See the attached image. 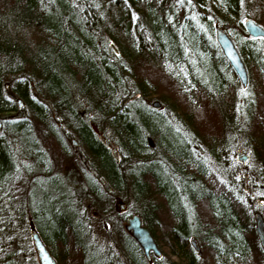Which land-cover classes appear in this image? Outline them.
I'll list each match as a JSON object with an SVG mask.
<instances>
[{"label": "trees", "instance_id": "16d2710c", "mask_svg": "<svg viewBox=\"0 0 264 264\" xmlns=\"http://www.w3.org/2000/svg\"><path fill=\"white\" fill-rule=\"evenodd\" d=\"M246 18L264 27V0H0V264H38L32 228L57 264H205L209 254L211 264H264L253 220L264 218V39L247 35ZM216 25L245 65V88ZM143 66L178 100L153 108ZM72 139L79 172L60 169ZM235 147L250 153L243 169L225 157ZM118 198L129 203L111 226L116 251L96 242L87 205L112 218ZM132 215L175 259H146L125 230Z\"/></svg>", "mask_w": 264, "mask_h": 264}, {"label": "water", "instance_id": "95a60500", "mask_svg": "<svg viewBox=\"0 0 264 264\" xmlns=\"http://www.w3.org/2000/svg\"><path fill=\"white\" fill-rule=\"evenodd\" d=\"M243 28L247 35L251 38H262L264 39V28L260 26L258 23L253 21L250 18H246L242 22ZM215 33V41L219 46V49L228 62L229 66L233 70L234 74L238 78L240 84L243 88L247 85V72L245 65L233 43L231 38L227 35L223 28L216 25L214 27ZM111 47L114 49L115 53L117 52L113 45ZM18 104V111L22 108V102L20 99L17 100ZM149 104L158 109L160 107V103L157 101L149 102ZM92 131L96 134L98 139L104 144L105 147L110 148L112 151V155L117 160L118 159V152L117 147L110 143L109 141L105 140L103 135L98 131L95 125L92 123L90 124ZM73 147H75L76 142L72 140ZM238 151L237 154H239ZM247 159V156H243V158H239V161H244ZM246 183V181H245ZM253 220H254V230L256 237L259 241L260 247L264 252V221L259 212L253 213ZM125 230L130 233L131 237L134 241L139 245L142 249L144 256L147 260H150V254H154L155 256H160L161 252L152 236L151 232L142 224L141 219L138 215H132L125 224ZM32 246L36 255V259L38 264H57L56 260L51 256L48 249L42 242L38 232L35 228L31 229L30 232ZM190 246L197 251L198 255L200 254V249L198 244L196 243L195 239L192 237L189 239Z\"/></svg>", "mask_w": 264, "mask_h": 264}, {"label": "rangeland", "instance_id": "374dc122", "mask_svg": "<svg viewBox=\"0 0 264 264\" xmlns=\"http://www.w3.org/2000/svg\"><path fill=\"white\" fill-rule=\"evenodd\" d=\"M260 25V24H259ZM261 26V25H260ZM263 27V26H262ZM264 28V27H263ZM115 48V47H114ZM145 70L143 71H146L145 74L147 76H150L151 78L154 77L152 80L155 82V87H156V92L157 94H154V95H151L149 97V100L148 102H154V101H157L158 103H162L163 101V98L165 97L166 99H176L178 100V97L176 94H173L174 91L172 90V88L168 85V84H165L162 76H160V71L157 70V69H149L147 68L146 66H143ZM138 73L142 74V72H139ZM144 74V73H143ZM184 106V103L183 105ZM24 107V104H22V108L20 111H22ZM188 109V108H187ZM194 112V111H193ZM195 116V114H193ZM204 116V115H202ZM201 117V116H200ZM205 117V116H204ZM193 119H196L193 118ZM206 119V118H205ZM41 140L43 141L42 144L43 146L49 151V153L51 154V156L54 158H64L59 149L57 148L56 144L54 141H52V139L50 138L49 140H44L41 138ZM68 142V145L69 147L72 149L73 153H72V156H71V160L69 159L68 162V166H65V164L63 166H65L64 168H60L61 170L63 171H69V170H74V171H78V164L81 162V163H85L81 160V158L83 157V149H81V147H79L78 145H75V147H73V144H72V141L70 142L69 140L67 141ZM238 144H239V141H238ZM237 150V153L238 151H240L239 154L236 153V155L234 154V151ZM242 149H240L239 147H235V150L234 151H225V157L226 158H229V160L227 159V161L229 162L230 161V158H232L233 160H235V162L237 163H240V166L241 168L243 169L242 166H244L243 164H245L246 162L249 161V156H250V153L249 152H245V153H242L241 152ZM243 156H247V159L244 160V161H239V158H243ZM202 157L204 158L206 164L208 165V169H209V173L212 174V172L214 174H218V165H216L214 163V161L212 160V158L209 156V155H206L204 151H202ZM227 161L225 160V162L227 163ZM57 162H58V159H57ZM231 165V164H230ZM233 166V165H231ZM248 167V166H246ZM72 168V169H71ZM234 168V167H233ZM249 168V167H248ZM76 172V173H77ZM241 173V176H243V180H244V183L246 185V187L248 186V177L247 175ZM62 184V183H61ZM63 185V184H62ZM57 188H61L62 186L60 184L57 183L56 185ZM128 199V198H127ZM126 199V201H127ZM128 203L129 202H125L123 201L122 199H116L115 202H114V206H113V217L112 218H107V215L108 214H104L102 213V211L100 209H97L95 207H89V204L87 205L88 209H87V216H88V220H89V226L91 227V229L94 230L93 232V237L95 238L96 242L102 247L103 245H108L112 248H114L116 251L117 250V247L115 246V243H116V234H115V231H113L112 229V225L114 224V222L116 221V213L119 214L121 213L122 211H125L127 208H128ZM205 217H208L207 216V211L206 210H203V213H202ZM161 218L163 219L162 220V223L160 225V231L163 232L165 230H167L168 228V225H170V221H169V214L167 213V211L165 209H162L161 211ZM107 219V220H106ZM264 220V218H263ZM107 221L110 222V225L108 223H106ZM110 228H109V226ZM112 229V230H111ZM157 243H158V247L159 249L161 250L162 252V255L164 256V258H170V259H175L174 257L171 256V254L168 253V249L167 247L164 245L163 241H158L157 240ZM205 255L207 256L208 253ZM210 254L209 256H207L206 260H205V264H211L210 262Z\"/></svg>", "mask_w": 264, "mask_h": 264}, {"label": "flooded vegetation", "instance_id": "af4514ba", "mask_svg": "<svg viewBox=\"0 0 264 264\" xmlns=\"http://www.w3.org/2000/svg\"><path fill=\"white\" fill-rule=\"evenodd\" d=\"M109 44H110V42H109ZM115 53V52H114ZM115 54H117V53H115ZM92 122H90L89 123V125L91 124ZM93 124V123H92ZM159 248V247H158ZM160 250V249H159ZM160 252H161V250H160ZM150 256H151V254H150ZM161 257H163L164 258V256L162 255V252H161V255H160ZM160 256H157V257H160Z\"/></svg>", "mask_w": 264, "mask_h": 264}, {"label": "snow or ice", "instance_id": "6c2138e0", "mask_svg": "<svg viewBox=\"0 0 264 264\" xmlns=\"http://www.w3.org/2000/svg\"><path fill=\"white\" fill-rule=\"evenodd\" d=\"M242 2H243V0H242Z\"/></svg>", "mask_w": 264, "mask_h": 264}]
</instances>
